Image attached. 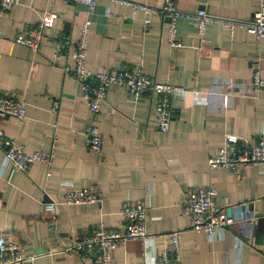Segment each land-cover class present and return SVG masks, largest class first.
Here are the masks:
<instances>
[{
    "label": "crops",
    "instance_id": "crops-1",
    "mask_svg": "<svg viewBox=\"0 0 264 264\" xmlns=\"http://www.w3.org/2000/svg\"><path fill=\"white\" fill-rule=\"evenodd\" d=\"M118 1L156 8L164 2L97 0L90 14L80 4L19 0L0 21V97L21 98L26 109L24 120L8 118L0 126L27 151L54 152L50 169L35 163L22 173L3 166L0 146V236L34 256L33 264H86L81 254L58 253L60 243L88 237L99 227L122 231V208L144 202L146 233L157 237L154 249L145 255L142 240L127 241L113 252L112 264H143L147 256L152 264L172 232H180L181 264H264V167L242 168L237 175L208 165L227 134L237 136L240 145L264 136V90L251 87L254 72L264 80V38L216 22L200 38L194 22L180 17L175 22L182 47L171 48L168 20L151 14L145 26L141 13L134 16ZM171 1L183 15L204 10L213 18L235 20H251L260 3ZM85 20L90 22L85 63L92 74L139 67L157 83L186 91L172 101L168 133L155 128L154 94L134 101L125 88L111 86L99 112H89L80 84L63 70L72 68L73 60H54L57 41L81 38ZM43 21L37 52L13 42L16 34ZM91 125L102 138L98 154L87 149ZM69 184L99 188L101 201L61 204ZM208 185L217 190L218 210L230 209L236 218L247 210L257 216L254 225L237 223L212 241L194 233L180 203L190 189ZM47 203L56 204L54 218L44 212Z\"/></svg>",
    "mask_w": 264,
    "mask_h": 264
},
{
    "label": "built area",
    "instance_id": "built-area-1",
    "mask_svg": "<svg viewBox=\"0 0 264 264\" xmlns=\"http://www.w3.org/2000/svg\"><path fill=\"white\" fill-rule=\"evenodd\" d=\"M19 0H0V21L7 15ZM65 4H80L87 8V12L92 14L97 0H59ZM259 8L251 20L218 19L213 18L204 10H199L193 15H183L180 13L171 0H164L163 4L156 8L148 4L131 3L118 1L120 4L131 8L135 16L141 13L144 16V25L148 26L151 14H157L161 18L168 20L167 39L171 48H181L178 41V29L176 20L185 17L195 24L197 34L201 38L210 23H220L223 27L229 28L232 32L235 28L245 30L249 34L264 38V0H259ZM89 20H85L81 27V38L72 39L68 36L61 37L55 47L54 60L69 57L73 60V67L63 68L64 72L71 76L80 84L82 98L93 115H96L101 104L108 95L111 86L123 87L127 90L132 100L136 101L148 94L156 96L154 106V124L158 132L166 134L170 131V124L175 114L172 101L176 97H184L186 91L177 86L157 83L153 78L145 75L141 68L135 67L131 70H119L113 73L92 74L86 67V34ZM44 21L37 25L36 29L19 32L13 38V42L29 48L32 52H37L43 38ZM251 87L254 91L264 90V80L258 72H254L251 79ZM224 105L227 104V96ZM57 109V105L54 106ZM26 116L25 103L21 98L11 96L0 97V121L8 118H15L20 121ZM87 149L92 153H100L102 148V138L98 128L91 125L87 129ZM0 146L3 149L4 167L22 173H26L35 163H43L50 169L53 164L54 152L27 151L13 138L5 135L0 126ZM211 169L227 168L233 174H240L242 168L251 166L264 167V136H261L253 143L239 144V138L232 134H227L224 146L216 156L208 160ZM239 177V176H238ZM68 192L63 197V205H95L101 201V191L97 187L75 188L68 185ZM217 190L214 186L208 185L203 188L190 189L188 195L181 201V215L189 216L191 219V230L194 233L202 234L208 241L216 240L221 233L229 230L237 223H247L254 225L257 216L249 211L242 212L239 217L228 216L223 210H218L215 205ZM55 203L44 204V212L55 216ZM147 206L140 202L134 207L124 206L121 210L125 220V227L122 231H109L104 227H99L92 235L77 239L73 238L69 242L60 243V254H81L86 264H112L113 252L123 243L138 239L144 244V253L154 249L152 243L157 237H149L145 230L147 219ZM243 233V230L240 231ZM179 234L172 232L166 235L167 247L157 256L153 257L152 264H181L179 251ZM237 239H242L240 235ZM246 240V239H245ZM241 242L244 239L240 240ZM56 252H51V254ZM148 257V256H147ZM143 264H148L147 258ZM34 256H25L17 243L6 241L0 236V264H33Z\"/></svg>",
    "mask_w": 264,
    "mask_h": 264
},
{
    "label": "water",
    "instance_id": "water-1",
    "mask_svg": "<svg viewBox=\"0 0 264 264\" xmlns=\"http://www.w3.org/2000/svg\"><path fill=\"white\" fill-rule=\"evenodd\" d=\"M47 202V199L45 200ZM231 213L230 209L227 210V215L229 216Z\"/></svg>",
    "mask_w": 264,
    "mask_h": 264
}]
</instances>
